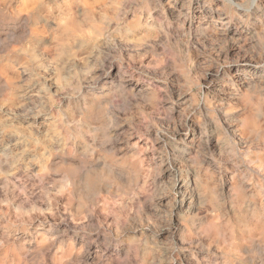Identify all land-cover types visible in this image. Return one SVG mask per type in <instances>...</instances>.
I'll return each instance as SVG.
<instances>
[{
  "label": "clouds",
  "instance_id": "1",
  "mask_svg": "<svg viewBox=\"0 0 264 264\" xmlns=\"http://www.w3.org/2000/svg\"><path fill=\"white\" fill-rule=\"evenodd\" d=\"M0 264H264V0H0Z\"/></svg>",
  "mask_w": 264,
  "mask_h": 264
}]
</instances>
